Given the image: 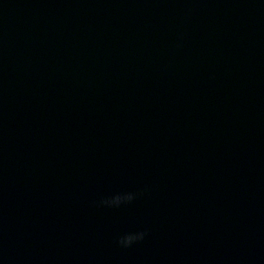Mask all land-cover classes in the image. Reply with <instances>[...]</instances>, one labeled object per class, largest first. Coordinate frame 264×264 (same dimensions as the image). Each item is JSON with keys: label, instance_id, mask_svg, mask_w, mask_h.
<instances>
[{"label": "water", "instance_id": "1", "mask_svg": "<svg viewBox=\"0 0 264 264\" xmlns=\"http://www.w3.org/2000/svg\"><path fill=\"white\" fill-rule=\"evenodd\" d=\"M0 264H264V0H0Z\"/></svg>", "mask_w": 264, "mask_h": 264}, {"label": "clouds", "instance_id": "2", "mask_svg": "<svg viewBox=\"0 0 264 264\" xmlns=\"http://www.w3.org/2000/svg\"><path fill=\"white\" fill-rule=\"evenodd\" d=\"M131 199H132L131 195H127V196L117 195V196L111 198V200L104 201V203L118 206L122 201L131 200ZM142 236H143L142 233L139 235V237L136 235H133V234H128V235L121 237L120 240L118 241V243H120L122 246L127 247L130 244H132L134 240H136L138 238H142Z\"/></svg>", "mask_w": 264, "mask_h": 264}]
</instances>
